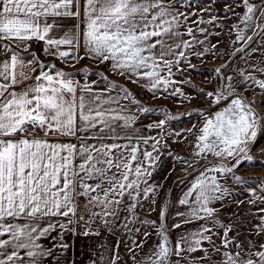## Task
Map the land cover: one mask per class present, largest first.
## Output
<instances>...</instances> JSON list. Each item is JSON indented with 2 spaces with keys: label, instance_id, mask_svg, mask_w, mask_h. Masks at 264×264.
Masks as SVG:
<instances>
[{
  "label": "snow or ice",
  "instance_id": "1",
  "mask_svg": "<svg viewBox=\"0 0 264 264\" xmlns=\"http://www.w3.org/2000/svg\"><path fill=\"white\" fill-rule=\"evenodd\" d=\"M195 3L197 0H0V264H75L69 258L71 237L112 234L117 224L129 237L125 247L133 264H138L136 250L151 236L136 225L155 228L159 238L143 264H173V257L175 264H189L191 254L198 251L211 259L203 247L205 242L222 256L223 264H264V244L257 248L252 243L245 250L244 244L230 237L231 226H224L221 248H217L212 228L200 223L222 224L215 220L217 210L212 205L222 202L229 191L224 183L247 179L235 175V170L253 162L249 153L259 143L264 108L258 110L256 101L240 89L254 94L258 88L264 93V65L257 67L252 62L251 70L238 67L228 76L225 66L211 70L218 86L212 91H196L217 110L198 111L203 116L200 127L194 124L173 133L182 137L186 131L195 137L191 148L195 159L176 158L186 165L184 174L191 168L195 175L177 200V222L171 228L200 223L198 229L182 232L173 243L166 226L168 204L160 209L159 222L136 214L145 201L156 203L157 185L150 177L161 140L151 142L152 151L142 150L140 145H148L150 139L140 136L134 127L138 113L146 115L153 109L142 106L126 87L103 72L78 69L84 77L81 81L28 51L32 41H43L47 55L65 62L69 57L74 63L98 61L133 83L143 81L154 94L162 90L187 98L180 88L171 90L173 68L183 75L181 64L186 62L196 70L189 56L203 59L216 48L205 47L212 33L200 25L226 27L215 16L205 21L203 14L211 8L196 11ZM236 7L244 11L237 14L238 23L230 29L234 34L231 55L240 54L247 65L250 45L260 40L264 47V0H239ZM224 11L235 9L226 5ZM193 16L197 19L192 20ZM198 46L201 50L196 51ZM25 68L30 69L27 75ZM257 71L259 77L254 74ZM91 75L98 79L90 81ZM184 114L163 112L164 118L155 127L162 129ZM177 181L182 182L179 177ZM81 222L85 227H80ZM255 230L264 234V217ZM140 235L143 241L136 239ZM120 243L116 241L108 249L101 245L92 264H121Z\"/></svg>",
  "mask_w": 264,
  "mask_h": 264
},
{
  "label": "crops",
  "instance_id": "2",
  "mask_svg": "<svg viewBox=\"0 0 264 264\" xmlns=\"http://www.w3.org/2000/svg\"><path fill=\"white\" fill-rule=\"evenodd\" d=\"M237 3H239V0H197V3L193 5V9L196 11L210 7L211 8L210 13L205 12L203 14V19L205 21H208L210 15L215 16L217 22L221 25H226V27H219V26H215V25H211L207 23L200 25L201 27L209 28L212 33L211 35L208 36L205 47H210L211 45H215L216 48L210 49V52L206 54L203 57V59L198 58L196 56H192V55L189 56L191 64L195 65L196 70L188 68L186 62L181 64V67L184 68L183 75L177 73L175 67L173 68V72L176 74L173 77V80L175 81V83L171 86V90L174 91L176 88H180L187 98L181 97V96H172V95H169L163 92L162 90L154 94L153 92L148 90L147 86L145 85L143 81H140L138 83H133L131 80L127 79L126 77L120 76L118 73L113 72L110 66L99 64L98 61L84 59V60L79 61L78 63H74L69 57L68 62H65L64 60H61L58 56L47 55L45 54L43 50L44 49L43 41H35V40L32 41L31 47L28 49V51L32 50L34 53H36L39 60L44 62L45 64H55L57 68H61L66 72L74 73V78L81 80V81H83L84 77L80 72L77 71L78 69H81L83 67H88L93 72L95 71L103 72L108 77L109 80L114 81L117 84H120L126 87L134 95V97L140 101L142 106L153 109L152 112L146 115L144 113L137 114L138 120H137L136 125L134 126L135 129L138 130L140 136L144 137L145 139H150V143L148 145H145V144L140 145L142 150L146 149L148 151H152L151 142H153L156 139L161 140V143L158 145V148H160V145L164 144L165 138L170 137L166 139V142H169L172 140H180V141H183L184 143L187 142L186 146L183 148L186 149V147H189L187 155H189L191 159H195L191 155V148H192V144L194 142L195 137L186 131L183 132L182 137H177L173 135V133L180 132L187 128H191L192 125L194 124L197 126V128L200 127V124L203 120V116L197 114L198 111L208 114L210 112H214L217 110L216 106L215 105L210 106L207 102V99L204 96L199 95L196 89L197 88L203 89L205 92H207V91H212L218 86L217 82L212 81V79L217 80V78H216V74L214 73V71H211V70L220 68L221 66H225L224 75L228 76V75H233L234 70H236L238 67H241V68L248 67L249 70H251L252 62H255L256 66H259L261 63L260 62L261 58L255 61L254 60L255 58H253V56L251 55L252 54L251 50H252L253 45H250L248 49L249 55L247 59L249 63L247 65H245V62L240 58V54H237L235 56L231 55V53L233 52L232 41L234 39V34L230 31V29L233 24L238 23L237 14H242V12L244 11L243 8L236 7ZM226 5L234 8L235 11L226 13L224 11V8ZM181 10L184 11L185 9L182 8ZM196 19H197L196 16L192 17V20H196ZM70 24H71V21L67 22L66 26H70ZM192 26L196 28L195 24H193ZM196 35L199 39H204V37L201 36L199 32H197ZM185 39H189V38L185 36ZM0 43H3V41H0ZM238 46L239 45H237V47ZM16 50L18 52L23 53V49L20 47H17ZM195 50L199 51L201 49L198 46ZM23 54L26 55L27 53H23ZM83 54H84L83 51H81L80 55H83ZM235 61L237 63L235 64V67H232ZM23 71L25 75H27L30 69L25 68L23 69ZM36 74L38 75L39 73L37 72ZM254 74L257 75L258 77L259 75H261V73L258 71L255 72ZM96 79H98V77L95 75H91L89 77L90 81L96 80ZM188 80L191 81L190 83L191 85L187 83ZM240 91L246 92L247 90L240 89ZM248 99L252 100L249 98V96H248ZM124 103L127 104L128 102L124 101ZM191 104L193 105L197 104V106L196 107L193 106L194 108H192L190 107ZM128 107L135 109L136 106L132 104H128ZM169 110H172V111L175 110L174 111L175 114L176 113L181 114L186 110L187 112H191V113L180 116L179 120L166 124L162 129L155 127V123L164 118L162 113L167 112V111L169 113ZM169 115H171V113H169ZM149 125H153V126L148 127ZM167 150L170 151L169 149H164V150L159 149V159L157 161V164L155 166V170L153 171L152 176L157 174L156 177H158L163 173H168L170 170V167L173 168L172 163H182L183 164L182 161L176 158L174 159L172 156H168V157L165 156V153L167 152ZM171 151H174V150L172 149ZM160 159H162L163 161L162 160L160 161ZM175 168L177 169L178 167H175ZM199 170L200 169L197 168V172H199ZM151 179H152L151 182H153L154 177H151ZM221 179L223 180L224 178L221 177ZM177 183H178L176 184L177 190L175 193L176 196L174 198L175 205L177 204L178 198H180L183 192L186 190V185L180 182H177ZM244 185H246V183ZM224 187L228 189L229 191L225 193V198L223 200H228L229 202L232 203L233 200L230 199L229 197L231 196V194L233 195V189L232 188L229 189L230 187H227L226 184L224 185ZM246 188L249 189L248 186H246ZM249 190H254V189H249ZM254 191H255V195L257 196V198L254 199V202L255 203H258L259 201L262 202L261 198L264 197V192L260 191L258 188L257 190H254ZM217 204H219V202H214L212 206L215 208ZM143 206L148 207L146 214L149 216H152L157 211V210H152L154 207L151 204L147 203L146 201L143 203ZM259 218H260V215H259ZM167 224L169 225L168 222ZM80 227L81 228L85 227L83 222H81ZM122 233L123 231H121L120 224H117L115 232L113 234L107 233L106 237L109 240H118V239L120 240L122 238ZM173 236L174 235L172 234V237ZM82 237L84 236L70 238L72 248L69 253V258L71 260H74L75 264H88L90 262H93L94 260L97 259L98 250L100 249L99 243L97 245L94 243L92 244L87 243L86 240L84 241V239H80ZM153 240H151V242L148 243V246H146L145 249L144 248L137 249L135 254L144 255V251L146 250L148 254L149 247L152 244H155V240L154 241ZM158 242H159V238L156 241V243ZM114 244H115V241L113 243L105 242L103 245L105 246L106 249H108V248H112ZM203 246L206 247V249L210 247L208 242H206L205 245ZM221 251H223V249H221ZM200 254H205V252L201 251ZM103 255H104V258L107 259L109 255L108 251L105 250L103 252ZM216 255L222 258V256L218 252L216 253ZM91 256L93 257L91 258ZM194 257L195 256H193V258ZM136 261L139 262L142 260L136 259ZM216 263L223 264V261L216 262Z\"/></svg>",
  "mask_w": 264,
  "mask_h": 264
},
{
  "label": "rangeland",
  "instance_id": "3",
  "mask_svg": "<svg viewBox=\"0 0 264 264\" xmlns=\"http://www.w3.org/2000/svg\"><path fill=\"white\" fill-rule=\"evenodd\" d=\"M251 45L252 49H256L255 53L252 52L254 60H258L261 58V63L260 65H264V47L261 46V41L257 40L254 41ZM30 52H33L32 50ZM237 62L235 61L233 63L232 67H235V64ZM259 65V66H260ZM257 66V67H259ZM235 69V68H234ZM260 76V75H259ZM212 81L217 82L219 84L218 79H212ZM190 84V83H189ZM191 85V84H190ZM245 95L249 96L250 99L254 97L257 104V109L264 108V93H261L258 88H255L254 94L253 90H247L244 92ZM194 102V101H193ZM195 103V102H194ZM197 106L191 104L190 107L194 108ZM175 110H169V113L171 115H177L178 113L175 114ZM168 112V111H167ZM183 113L189 114L191 112H186L184 111ZM179 115V114H178ZM257 139L259 140V143L256 144L254 147H252L249 155L252 158V163H245L241 167L235 170V175L237 176H243L246 179L244 183H238L235 180H231L230 182L224 183L226 184L227 187H230L229 189H233V195L229 197L230 199L233 200V202H229L228 200H223L222 202H219L215 206L216 215H215V220L222 222L220 223H213L211 221H202L200 223H204L207 227L212 228L213 230V240L217 248L221 247V237L224 235L225 228L224 226H231L233 229L229 235L231 238L235 240H239L241 244L245 245V250H247L249 247H251L252 243L256 244V247L259 248V245L264 244V234L257 232L255 229L257 225L261 223V218L264 217V202L259 201L258 203L254 202V199L257 198L256 195L252 194V191L249 189H254L257 190V188L260 191L264 192V128L258 130V136ZM187 142H183L180 140H172L169 142H166L164 144L160 145L161 150L164 149H169L170 151L167 150L165 153V156H172L174 159L177 157H187L190 160L191 157L187 155L188 153V148L184 149ZM174 151H171V150ZM164 156V157H165ZM162 159H160L161 161ZM163 161V160H162ZM173 168L178 167L177 169H173L170 167V170L168 173H163L160 176L156 177L157 174L151 176L154 177L153 182L157 185V190L156 192V203L155 205H152L155 210H157L152 216L147 215V206H142L139 207L136 214L139 215L140 217H145L150 220H156L158 221L159 217V212L160 209L165 205L168 204V215H167V220H166V226L169 228L170 231V236L171 240L174 243L180 236L182 232H191L200 227V223H193L190 225L185 226V228H182L180 230H173L171 228V225L173 223H176L177 221L175 220V213L178 209V205H175L174 198H175V193L177 190V178L179 177L181 179L182 184L187 185L193 178L195 174H192V169H188V174H184L183 169L186 167V165L183 163H172ZM150 177V180H152ZM157 178V179H156ZM185 178V179H184ZM156 180V182H155ZM246 183V185H244ZM246 186L249 187L246 188ZM250 191V192H249ZM261 196V194H260ZM147 203L151 204L150 200L146 201ZM261 211V213H260ZM260 215V218H259ZM259 218V220H258ZM159 222V221H158ZM169 223V225L167 224ZM141 228V233L144 231H148L151 233V236L146 240L144 243V246L142 248L145 249L146 246H148V243L151 242V240H158L156 236V229L151 228L148 226H140ZM108 232H102V235L100 237L96 236H90V237H82L80 239L86 240L87 243H94V244H100L103 245L105 242H116V241H121L119 245V256L121 258V264H133L132 260L130 259V253L128 249L125 247L126 244L130 243L129 237L125 235V232L122 233V238L119 240H109L106 237V234ZM218 233L219 235H215ZM113 234V233H112ZM172 234L174 235L172 237ZM79 237V236H78ZM136 239L143 241L144 237L143 235L137 236ZM89 240V241H88ZM153 240V241H154ZM206 243V242H205ZM204 243V245H205ZM155 244H152L149 249H148V254L147 250L144 251V255H139L135 254L137 260H142L139 261L138 264H143L144 259L150 254L152 248L154 247ZM204 247V246H203ZM206 249V247H204ZM207 253L208 256L211 257V259H208L205 257V254H200L201 251H198L194 254H191V258L189 259V264H219L216 262H222L223 258L219 257L216 255V251H214L211 247L207 248ZM193 256H195L193 258ZM93 256H91L92 258ZM200 257H205L203 260L200 259ZM176 257H173V264H175ZM92 264V262L88 263ZM180 264H184L183 261L180 262Z\"/></svg>",
  "mask_w": 264,
  "mask_h": 264
},
{
  "label": "bare ground",
  "instance_id": "4",
  "mask_svg": "<svg viewBox=\"0 0 264 264\" xmlns=\"http://www.w3.org/2000/svg\"><path fill=\"white\" fill-rule=\"evenodd\" d=\"M252 99H254V97H252ZM262 108V107H261Z\"/></svg>",
  "mask_w": 264,
  "mask_h": 264
},
{
  "label": "trees",
  "instance_id": "5",
  "mask_svg": "<svg viewBox=\"0 0 264 264\" xmlns=\"http://www.w3.org/2000/svg\"><path fill=\"white\" fill-rule=\"evenodd\" d=\"M211 106H213V105H211Z\"/></svg>",
  "mask_w": 264,
  "mask_h": 264
}]
</instances>
